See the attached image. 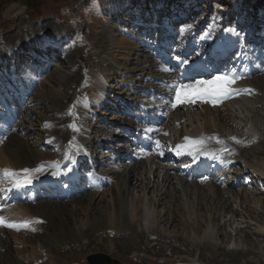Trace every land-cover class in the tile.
Segmentation results:
<instances>
[{
  "label": "rangeland",
  "instance_id": "rangeland-1",
  "mask_svg": "<svg viewBox=\"0 0 264 264\" xmlns=\"http://www.w3.org/2000/svg\"><path fill=\"white\" fill-rule=\"evenodd\" d=\"M4 1L6 3L7 0H0V3ZM40 1L43 3L38 4V6L32 12L31 17L33 18V20L31 21V25H30L31 32L25 20L20 19L21 17L27 18L24 14L20 12L22 8L17 7L15 13H12L7 10L6 12H4L3 10L0 11V48L3 49L11 46L13 47L17 43L16 39L19 38V40L22 41L25 39V37L27 39V34L33 36L31 35L32 32L34 31L40 32L41 30L47 32L51 30L50 33L56 35L57 37L62 36V38L64 39H66L67 35H70V37L76 36L75 40L77 41H75V43L73 42L67 45L73 48V50L69 49L67 51V54H63L62 57L63 59L59 57L61 53H59L58 55L54 54V52H56L57 50L58 51L62 50L60 47H58L59 45L58 42L60 41L59 39H57L56 42L49 41L45 43H42L41 41H37V42L34 41L33 47L36 50L43 52L46 51L50 52L54 55L55 60L56 58L58 59L55 62L56 64L55 63L52 64L54 68L51 67L49 69L50 72H48L49 71L48 70L47 71L48 73L37 76V81L35 85V87H37V90L35 91V93L33 94L31 93L29 96V99L35 102V104L31 103L29 107L35 109V111H37L36 114L31 115L24 112L23 117H25L26 121L21 122L24 129L21 132H19V130L17 132H14V129H12L11 130L12 133H15L16 136H14L13 138H8L9 141H7L3 146L2 145L0 146V149L8 148L9 150L12 151L14 150L18 156H22L23 154L22 151H24L25 146H27L25 145L26 141L27 142L29 141V143H31L32 146L34 145L36 150L41 151L43 149H46L45 148L46 146L43 147L45 145L43 144L45 140L40 135L42 123L45 122L43 117L46 114L49 115L52 108L59 109L60 111L64 110L63 108L60 109V104L58 103V99L62 97L61 96L62 92H64L62 86L63 84L62 85L56 84V82L51 80V78L53 77L52 74L56 70L55 68L57 66L65 67V69L63 68L65 71H71L73 67H70L71 69H68L66 67L65 62H68V58H65L66 56L68 57L70 56L69 60L71 62L73 61L74 64L76 63L78 67H80L82 65V62L78 59V56L82 55L85 58V63L87 64V70L84 72V74L85 76L91 77L92 74H97L99 72V70H96L95 66L100 67V63H99L100 55L99 52L96 51L98 49L102 50V52L105 51V44H106L107 45L106 48H109L112 54L114 53L112 51H115V55L114 54L113 55L120 60L119 61L120 66L122 65L120 67V69L122 68L121 73L126 74L125 72L127 71L125 65L129 67H133L135 66L134 64L137 62L136 55L132 54L133 55L132 59L134 64L131 63L130 59L128 60L126 58L130 55L129 49L132 52H133L132 48L143 49L140 46L141 42L140 45L137 42V37L138 40L141 37L142 40H144L143 34H140L139 32L136 33L134 32L132 36L133 32H131V36H127V35L124 36L126 31L129 29L133 30V27L130 26L129 24L128 25L122 24V28H120V31H118L117 27L118 25H120V22L117 20L121 18H118L116 20H111V18H109L108 14L111 13L108 12L109 10L107 8L108 7L110 8L111 6L114 5L113 4L114 2H111V0H40ZM141 1L143 4L145 1L148 0H141ZM206 1L207 0H201L200 3L196 5L198 6V8H201V4L207 5V8L210 9L212 7L211 12H206L204 11L206 9H203V12L201 13L203 15H201V17H204L206 13L208 14L204 18L214 15L215 13L222 14L221 11L218 12L219 7L217 3L221 5V9L224 12L227 10L226 6L228 5V3H230V0L228 1L212 0L211 2L212 3L214 2L215 6L212 4L209 7L208 6L209 1L207 2V4ZM238 1L241 2L243 0H238ZM123 2H125V0H123ZM138 2L133 1V3H138ZM149 2L150 1H148L147 3ZM178 3L180 5L183 3V1L180 0ZM154 6L158 8L161 7V5L158 6V2H157L154 4L152 3V6L150 7L148 6V8L149 9L155 8ZM145 7H146L145 4H143L141 6V9ZM139 8L140 7L138 6V10ZM237 11L239 10H236V12ZM77 12H79V15ZM17 13L20 15L19 17L15 16ZM154 13H158V12L154 11ZM135 14H138L137 11L136 13H134V15ZM56 15L60 17L59 20L54 19L55 18L54 16ZM125 15H123V17ZM193 15H195V13L191 14V17ZM82 16L85 18V23L82 20L83 18L82 19L80 18ZM195 17L196 15L193 16L192 18ZM225 17H230V13H226ZM123 21L125 22V20ZM238 22L239 21L236 22L233 21L232 23L228 22V27L229 26L236 27ZM262 25H264V23ZM84 26H86L85 29L86 32L89 34L88 37L89 39L85 38L83 40L85 41V46L87 45L89 46L84 48H79L77 45L80 44L77 42H80L81 40L78 39L77 30L75 29L78 28V32H79L80 30H83ZM134 26H136V29H138L139 27L143 26V23L139 22V25H134ZM39 35L40 34H36L35 36L39 38ZM121 36H123L124 38L122 39ZM103 38L105 39V41L103 40ZM118 43H121L122 46L120 47ZM113 45H116V47H114V50H112ZM40 48L47 50H42ZM139 52L140 54H142L146 51L144 52L139 51ZM118 55H122L123 57H118ZM140 59H144V57L140 56ZM33 62H35V60ZM155 62H157L155 59L151 61V63H155ZM61 64H63V66H61ZM91 67H94L95 70H92ZM82 76L85 77L80 72L78 79L80 78V80H82L83 79ZM60 78H62V75L60 76ZM78 79L75 80V84L73 85L71 90H74L76 88L75 86L79 85L77 81ZM126 79L127 78H119L118 80L119 82L117 83H121L123 80L124 82H128L125 81ZM248 79L251 80V76L248 77ZM133 83H138V82H133ZM251 84L257 85L255 82H251ZM117 86L118 89L117 91L115 90V93L113 92L111 93L109 91L104 92L102 95L103 98L101 99L102 101L99 103L100 105L93 106L91 109L98 112V115L95 116H96V120L100 121L102 116L99 115V113L103 112L105 108H110L111 109L110 111L105 110L103 112V116L107 120L106 122L99 123V121H97V123H95L96 126L92 127L93 128L92 132L89 134L88 133L85 134L86 132L80 129V127L79 129L77 128V131L76 129L74 131H70L71 134L74 136L75 141H78L80 145L81 144L83 145V143L87 141H92V143L96 146L94 142L95 138H97L98 142L101 141V138H98V135L102 133L101 131H105L103 130V128H107V131L111 130V133H114L115 130L116 131L119 130L121 124L118 123H122L121 118L123 117V115L117 110L112 111V109L113 108L116 109L117 107L120 106L119 103L114 102V98L116 97L115 94L119 92L118 90L125 91V89H121L122 87L121 84L120 86L119 85ZM72 92H76V91H72ZM86 98L88 101L91 100V102L94 101L97 103L95 96H93L91 92L86 95ZM68 103L69 102H67V104ZM226 107L228 108L227 117L228 120L230 121H226L225 125H223V127L220 128L221 129L220 131L222 133L221 134L219 132V135H221L220 137L224 139V137L227 136L228 134L229 136H233V138L235 139L227 138L225 139V141L230 145L232 144L234 147H236L237 151H241V149H244L245 151L242 155L247 157L246 158L247 160L249 161L253 160L259 162L260 160L264 159L263 158L264 157L263 104L256 103L255 100H249L246 97H239V98L237 97L236 99L232 100V102H228ZM216 109L217 108H215L214 110L209 109L210 111L204 109V113L202 110H198L197 113L194 115V121H192L191 123L189 122V124H187L188 123L187 122L186 126L191 125L192 127H201V125L203 126L205 119H208L211 130H216L217 114H218ZM82 111L83 110H79L78 112L81 113L78 116L80 119H81ZM110 112L112 113L111 115H109ZM104 113H106V115H104ZM201 113H203V115ZM20 116L21 115L19 114L18 119L20 118ZM197 119L199 120V122L197 121ZM41 121L42 123H40ZM74 121L76 122V119H74ZM188 127L186 132H191L190 131L191 128ZM16 128H18V126ZM27 128L29 129L31 128V129L28 130ZM253 132H256L254 134H256L257 137L250 139V136ZM177 136L178 135H174V137ZM75 141L73 142L76 147L77 144ZM104 143L110 144L108 140H105ZM12 144L16 145L17 147L19 146L20 150H17L15 147H11ZM98 148L100 147H96V149ZM2 151L3 150H0V155L2 154ZM143 161H144L142 162L143 165H138L140 162L139 160L137 163H135L136 166L134 167H136L137 169L135 168L133 169V166L131 169L127 165H125V169L122 168L121 169L122 171L119 174L113 175L110 168H112V166L115 165H112V163L110 161H107V159H103L104 164L100 166V172L105 177V179L106 178L110 179L111 183L106 184L104 186L105 190L103 192L102 189L97 190L98 191L97 196L94 199V201L96 202V204L102 205L103 204L102 201L105 200L109 204L108 206L111 207L109 192H111L112 187L114 186L117 187L118 181H120L121 183L123 181L128 182L129 169L133 170L135 173V177L139 180L137 181V184L135 183L134 187L132 186L131 192L128 194L127 200H124V209H127L128 213L131 215L136 214L134 207H137L138 211L141 207L143 209H146L147 211H149V215H151L154 211L153 215H156L159 223H161L160 226L158 225L156 226L158 228L156 229V231L161 233L158 234L156 232L157 234L154 233L156 235L154 236L150 235V232H152L153 230V226L151 225V223L155 222V219L152 220L153 215L150 216L149 219L150 223L148 224L149 227L146 230V233L149 232L148 237H144L145 232L135 227L137 234L140 235L142 233L140 235V238L144 239V243L147 244V246L141 245V243L138 246H136L135 243H133L134 240L138 239V238L134 239L136 236L135 232H133L134 234L132 235V238H129L130 244H124L126 242H123V235L120 234V232H118L120 230V227H116V228H109V230H107L106 232L104 230H99L98 232H95L94 237L92 236L93 239L92 237H90L79 242L78 240L72 238L76 241V243L70 242L69 244L67 243L66 246H61L58 243H52L50 246L52 252L46 253L45 251H43L41 252L42 253L41 257H35L41 254L39 253V249L38 248L36 249V245L38 244L37 243L38 241L37 240L34 241L33 239V243H31L29 239H27L31 235V231L29 229L31 227L30 226L31 222L27 220L26 222H28V226L30 227L27 226L24 228L23 227L15 228V227L7 226L6 227L7 229L4 228L8 230L11 234V235L8 234V236L10 237V240L12 242V250H14V256L22 262L33 261L32 257L33 258L35 257V259L36 258L38 259L39 264H47V263L48 264H86L87 263L86 256L95 253L108 254L112 258H115L120 262H122V264H264V204L262 203L264 194L262 192H259L256 185L254 187L249 185L248 181L251 179L253 173H252V169L247 168L248 165L245 162H244L245 164H243V162L232 163L231 168H228V172L225 174H221L218 177L219 182L225 183L224 185L226 190L231 192L234 200H232L233 202L232 201L230 202L231 205L230 209H222L216 215L215 217L216 219H213V222L216 225L215 237H217L218 239L217 238L216 239L219 240L217 241L218 248H215L204 245L203 240H201L205 230L207 229V226L210 224L209 221H211L208 212H205V214H203L204 222L202 223V225L197 223L199 217L195 214H191L192 216L188 215L189 218L192 219L191 220L192 224L186 223L185 225L184 222H182L183 213H180L179 212L180 209H178L179 206L181 207V205L184 204L186 205V207L189 204L190 208L192 209L198 206L196 204L198 201L197 195H195V191H194L197 188L196 186L191 187L189 185H191L194 181L196 182V180H200V179H196V180L193 179L189 181L187 179H182L184 181H187V185L183 188L182 190L183 193L177 192L178 190H175L177 187H175L174 185L169 186V184L166 183V181H162V176H161L162 169L155 170L154 169L155 165H153V162H151L150 158L147 157V159L145 158L143 159ZM141 169H142V175L140 174ZM240 174L242 178L239 179ZM155 180L156 182L154 183L153 181ZM4 181L5 180L2 179V176H0V182L4 184ZM120 182L119 185L121 184ZM157 183H159L158 190L159 191L161 190V192H159L156 187L152 188V186L154 184L156 185ZM207 184L209 185V182H207ZM246 189L249 191L247 192L250 194L251 197V201L249 204L256 208L257 210L256 212H250L247 209H244L241 205L242 194ZM170 190H173V192L169 193ZM163 192H167L166 200L160 202L158 200V197ZM175 193H177V198L179 199L182 196V194L183 195L185 194L186 201L180 199L178 200V202H174V198L172 197V195ZM87 198H82L84 204H87V202L89 201L87 200ZM1 199H3V197L0 196V200ZM47 200L48 199H45L44 201L48 202ZM222 200L223 198L221 199V202ZM44 201L37 202L36 204H34L35 205L34 207H38V205L42 203L45 204ZM60 203L61 204L59 205H53L54 208L52 207L53 213L51 214V217L50 218L47 217V220H44L45 221L44 224L47 227L46 231L53 232V230L58 231L60 229L68 228L69 224L72 222V217L68 214L66 210L70 204L74 203L73 199L70 198V199L61 200ZM6 204L0 203V211L7 213L8 210L11 209L12 212L16 211L17 209L23 210L22 208L23 206L21 207V205L23 204H8V205ZM216 206L220 207V204L217 202ZM200 207L203 208L202 206ZM244 207L246 206L244 205ZM182 208L184 209L185 207L182 206ZM201 212H204V209L203 210L201 209ZM158 215L160 218L158 217ZM79 218H83V215L80 214ZM16 220H20L19 222L21 221L23 222V220L25 219L17 218ZM31 221H35V220L32 219ZM48 221L50 223H48ZM123 224H125V222L122 223V225ZM125 228H127V226ZM165 229L168 230L172 234L171 236L173 237H170L167 240L164 239V237H159L164 234L162 232H164ZM127 232L129 233L130 231ZM183 233L191 236L193 235V237L196 239V241L194 239L195 241L194 245L196 247H192L190 249L189 246L185 244H181L184 242V239L181 238L182 237L181 235ZM46 234H48V232H44L42 230L40 237H45L47 236ZM52 237L56 239V236L54 234ZM223 240L225 242H228L225 244V246L223 245ZM157 245H159L160 248H158ZM38 246L40 245H37V247ZM221 247L226 249H223ZM170 249H173V251ZM241 250H245L246 251L245 254H240L239 257L235 256L234 254L231 255V252H237ZM0 251H4V250H0Z\"/></svg>",
  "mask_w": 264,
  "mask_h": 264
},
{
  "label": "bare ground",
  "instance_id": "bare-ground-1",
  "mask_svg": "<svg viewBox=\"0 0 264 264\" xmlns=\"http://www.w3.org/2000/svg\"><path fill=\"white\" fill-rule=\"evenodd\" d=\"M126 1H128V2H126ZM133 1L138 2L139 0H125V2H123V0H111V2H114L113 8L108 7L107 9L109 10V12L112 10V18L113 19L121 18V19L125 20V22L132 23L133 25H139V22L143 23V26L139 27L138 30H136V32H139L140 34H143L144 36H146L144 38V40H142V37L138 40V37H137V42L139 45L141 42L140 46L143 49L132 48L133 52L129 49L130 55L129 54H128L129 56L126 55V56H128L126 58L128 60L130 59L131 63L134 64L132 56L136 55V57H137L136 63L137 64L135 63L134 64L135 66H133V67H129V66L125 65L126 71H127V72H125L126 74L121 73L122 68L120 69V67L122 65L120 66V62H119L120 60L114 56L115 51H112V52H114L113 53L114 55H113L110 52V49L106 48L107 47L106 44H105V51L102 52V50H100V49H98L96 51V52H99V55H100V60H99L100 67H99V73L96 76L97 78L94 79V82L92 84L93 87L91 89V92L93 93V96H95V98H96L97 105H100L99 103L102 101L101 99L103 98L102 97L103 94L100 92L102 90V88L100 89V86L106 87V85L108 86V84H110L111 82H114V80L115 81L117 80V82H119L118 79L123 77V76L127 77V80L129 82L128 83L129 86H127V87H130V88L133 86L132 82H138V81L142 82L141 88H146V89H149L150 86L158 87V88H160L161 85L163 86L162 83L159 84V82L156 81L157 79L160 80V82H163L164 80H168V82L172 81L170 83H176V79L175 78H174V80L172 79L173 77H172V73H171L169 66H165L161 63V61L163 60L162 56L164 55V53L160 54L161 57H158V55L155 56L153 51H152V46H150L152 39H154V34L156 32L159 35V43L158 44L160 46L164 45L166 48H169V50L171 49V52H168L167 50L164 49V51L166 52L165 53L166 56H169V55L178 56V54L182 51L183 47H188L187 50H189L191 52H196L197 49L202 50L203 46L208 47V49H210L209 46L210 45L214 46L216 42H217L216 45H218V46H215V48L220 47V49H223L225 47V50H224L225 53L227 55H232L238 49V44L240 43V38H241L242 32H246L247 27L250 26L251 32H249V34H248L249 35V37L247 39L248 44H245V47H248V48L247 49L242 48L240 58H238L237 62L233 65V67L235 68L238 65L239 60L242 59L244 54H245V56L247 54L248 55L251 54L253 57L256 56V58L259 56L258 60L262 61V64H261V66L260 65L258 66L259 70L253 71L252 75L257 74L258 72H259V74L252 78V82H255L257 85H251V86H253L251 88V90L256 89V92L252 93L253 94L252 96L257 95V97L254 98L253 100H255L256 103L263 104V106H264V41L263 40H257L254 42V44L250 42V41H253V36L251 34L255 30H259V33L261 34V39L264 38L263 37L264 36V25H262L264 23V4H261L260 8H262V10H260V9H256L257 7L247 9V7L244 3L239 4L235 0H230V3L227 2L228 5L226 6L227 7L226 11H232V13H233L231 16V20H233L237 17L241 19V23H240V26L238 28L240 30V35L226 34L225 37L223 38V40H220L219 39L220 35H218V33L220 31H221V34L223 33V29H224L223 24H225L224 23L225 21H223L221 13H215L214 15H211V16H208L207 18L201 19V21L199 23H196V21H193L192 26H190V28L185 27L181 24L183 21H187L189 19L188 18L189 14L180 13V12H183V11H185V9H188V8H189V10L194 8L198 3H200L201 0H186V1L184 0V3L182 5L175 7V9L172 10L171 12L169 11V7H168V5L171 3V0H164V4L161 5V7H160V9H162V10H161V12L159 11V13H154V10H153V12H151V10L148 8L149 5L148 6L145 5L146 7L141 9L140 13L132 15V14L136 13V11H134L136 3H133ZM159 1L160 0H152V3L154 4V3H157ZM172 2H173V0H172ZM222 5H224V4H222ZM196 7H198V6H196ZM235 8H236V10H238V8H241V10H239L237 13ZM203 9H206V10H204L206 12H211L212 7L210 9V8H207V5L201 4V8L198 9L197 14L200 15L203 12ZM147 11H149L150 13H147ZM169 13L172 16H175L176 18L174 20L171 19V17L168 16ZM125 14L129 15V16H127L126 18L123 17V15H125ZM215 16H219L222 19L219 22H214ZM144 18L149 20V23H148L149 25L146 26V23L143 20ZM248 18H250L249 21H248ZM140 25H142V24H140ZM196 27H197V32L194 35L193 31H196L194 29ZM177 29L179 30V32L176 33V31H178ZM190 29H192V30L190 31ZM50 31H48V32H50ZM174 32H175V35H174ZM179 33H180V37H179ZM198 33H201L200 35H203V39L200 40V42H198L199 44L194 43L192 41L193 35L196 36ZM205 34L207 35V38L205 37ZM164 35L165 36L169 35V37H171V38H173V36H174V39L173 40L170 38L166 39V37ZM121 37H122V39L124 38L123 36H121ZM103 40L105 41L104 38H103ZM32 45L34 46V44H32ZM118 45L120 47L122 46L121 43H118ZM172 45H174V46L172 47ZM240 46H241V44H240ZM114 47H116V45L112 46V50H114ZM178 48H179V50H178ZM40 49L47 50V49H43V48H40ZM117 49H120V48H117ZM123 49H125V48H123ZM134 49H136V50H134ZM26 50H28V47H27V49L24 48V50H21L18 53L21 54L22 52H24ZM139 51H143V52L146 51V52H144L145 54L144 53L140 54ZM29 52L31 53V58H36V57L38 58V55H37L38 53L35 50H31ZM61 52H62V50H59V51L57 50L56 52H54V54L58 55ZM101 54H103V55H101ZM140 56L144 57V59H140ZM8 57H10V56H8ZM69 57L68 56L65 57V58H68V62H65L66 67L68 69H71L70 67H73L71 69L73 72L72 71H65L64 70L65 67H58V68L56 67L55 68L56 70L52 74L53 77L51 78V80L55 81L56 84H60V85L63 84L62 86H63L64 92H62V95H61L62 97L58 99V103L60 104V109L63 108L66 110V108H67V111H66L67 114L61 113L63 110L60 111L59 109L52 108L49 115L46 114L43 117L45 122L42 123V128L40 130V132H41L40 135L45 140L43 142V144H45V146L50 147V148L57 146L58 145L57 142H59L61 140H66L68 138V135H69L68 126L70 124L71 114L69 113L68 109L71 108L73 106V104L72 103L67 104V102L70 101L71 94L73 93L72 92L73 90H71V88L75 84V80L78 79L80 72H81V69H78L77 64H74L73 61L71 62L69 60ZM118 57H123V56L118 55ZM10 58H9V60H10ZM199 58H201V57H199ZM11 59H12V61L15 60L17 62V61H19L20 58H17V56L15 55V56H12ZM57 59L58 58H56V60ZM153 59H155L157 62L151 63V61ZM7 60H8L7 56H4L3 60L2 61L0 60V64L2 65L3 62H4V64L8 63ZM197 61L199 62L200 60H197ZM68 64H70V65H68ZM221 65H224V61H222ZM61 66H63V64H61ZM52 67H53V65H52ZM61 75H62V78H60ZM77 81H78V84L80 85V87H79V90L76 92H82L84 90V88L87 87L88 82L84 78L82 80H80V78H79ZM149 82H153V83H149ZM121 83L125 84L124 80ZM111 87H113L112 84H111ZM114 88H115V86H114ZM122 88H123V86H122ZM134 91L139 92L135 88H134ZM261 93H262V95L260 96ZM98 94H100V96ZM19 103L22 104L21 111H23L26 108L25 111H27L29 114H31V115L36 114L37 111H35V109H31V108L26 107L27 101L24 104L21 101ZM210 103L211 102H207V104H210ZM179 106L185 107L184 103H179ZM206 106H208V105H206ZM226 106H227V103H224L223 105H221L220 108H217L218 114H217V128H216V130H211L208 119H205L204 124L202 126L203 131H204V135L196 136V135L191 134V135L186 136V138L191 139V141L194 140L195 137L198 138L201 145L197 146L196 151L206 152L207 154L212 155L214 158L217 157L218 159H221L223 157L221 154V151H220L221 150L220 146L223 145V142L218 141L215 138L219 137V132L221 133L220 128H222L223 125H225V122L230 121V120H228V117H227V112H228L227 109L228 108ZM88 108H91V106L88 103H86V109H88ZM204 108L206 110H209L208 107H204ZM84 113H86L85 117H84ZM87 114H88V112H86V111L83 112V117H84L83 121L86 120V122H87V124L84 123L83 131L88 133L93 129L92 128L93 126L94 127L96 126L95 123H97V122H94L95 121L94 119H92L93 122H92V120H90L91 122H88L87 117H89L90 115H87ZM17 119H18V117H17ZM185 123H187V122H185ZM9 128H10L9 130L5 129V131L2 134H0V138H1L0 142L2 140L6 139L5 140V143H6L7 141H9L8 138H13L14 136H16L15 133H12V131H11L12 129H14V123L12 125H10ZM20 129H21L20 126H18L17 131L19 130V132H21L23 130V129H21V130ZM191 133H194V132L191 131ZM227 133H229V132H227ZM10 142H11V140H10ZM194 142H195V144L198 143L197 140H194ZM25 145H27V146H25V150L22 151V153H23L22 156H18L14 150L12 151V150H9L8 148L7 149L6 148L0 149V150H3L2 154L0 155L1 173H3L4 175L7 176V179L10 180V183L13 180H15L16 175L18 176L19 174L24 173L22 170L25 168L30 170L27 173L28 176L35 177L37 175L36 172L35 171L31 172V170L34 167L36 168L38 166V164L43 163L44 159H47L51 156H55V153L53 151L49 150L47 147H45L46 149L39 151V150H36L34 145L32 146V144L29 143V141L28 142L26 141ZM88 147L90 148V150H93V148H94L93 143H88ZM241 147H242V145H241ZM55 150H56L55 152H58L59 149L56 148ZM244 151H245L244 149H241V151L234 150L232 152L235 156V159L237 158V160H238L237 163L238 162H243V164L246 163L248 165L247 168L252 169L253 173L264 175V159L260 160L259 162L250 160L251 161L250 162L249 160L246 159L247 157L242 155L244 153ZM67 155H71L70 150H67L66 154H64V155L62 154V156H64V157H66ZM60 164H61V162H59L56 166L53 167L55 172H60L61 170L64 169L63 165H60ZM134 165H133V169L134 168L137 169L136 167H134ZM131 169H132V167H131ZM158 170H160V169H158ZM121 171L122 170L120 168H117L116 166H113V168H112V173H114L116 175L119 174ZM176 171L177 170L174 168V166L168 165L167 169L165 168L162 170V174H161L162 181H166V183H168L169 186L174 185L175 187H177L176 189L174 188L175 190H178L177 192L183 193L182 190L187 185V181H184V180H182V178L174 176L173 172H176ZM44 175L47 177L52 176L50 173H45ZM124 176H127V175H124ZM128 177H129L128 182L123 181L121 183L120 181H118L117 187L116 186L112 187L111 192H109L111 207L108 206L109 204L105 200L102 201L103 202L102 205L96 204L94 199L96 198L97 193H95V191L92 192V189H90V188L87 189L86 192H82L81 196H79V197H77V194L76 195L72 194L71 197H74V199H73L74 203L70 204L66 210L68 212V214L72 217V222L69 224L68 228L60 229L58 231H54V230H53V232L46 231L47 227L44 224L45 223L44 220H47V217H49V218L51 217V214L53 213V208H54L53 205H59V204H61L60 203L61 201L60 202H54L52 204L44 202L45 204L42 203V204H39L38 207H34L35 206L34 202L33 201L31 202V200L29 199V200H27V201H29V203H23V205H21V207L23 206L22 207L23 210L17 209L16 211L12 212V215H11L12 217H7V214H4L3 212L0 211V217L3 218V223H0V250H4V251H0V253H1L0 254V264H34L35 262L38 261V259L36 258V260H33V261L22 262L14 256V250H12V242L10 240V237L8 236V234H10V232L7 230L3 231V228H6L4 226H6L7 224H11L12 222L14 224H17V222L15 221L17 218L25 219V220H23L24 223H21V226H23V227H26V225H28V222H26L27 220H29L31 222V225H30L31 227L28 226V227H30L29 229L31 231V235L27 239H29V241L31 243H33V239H34V241L37 240L38 241L37 245H40L38 247L36 245V249L37 248L39 249V253L41 255L35 256V257H41L42 256L41 252H43V251H45L46 253L52 252L51 247H50L52 243H58L61 246H66L67 243L69 244L70 242L76 243V241L74 239L81 242L86 238H90L92 236L94 237L95 232H98L99 230L107 231V230H109V228H116V227H120V230L118 232H120V234L123 235V242H126L124 244H130L129 238H132V235L134 234L133 232H135L136 236L134 239H136V238H138V239L134 240L133 243H135L136 246H138L140 243H141V245L147 246V244L144 243V239L140 238V235L142 233L140 235L137 234L135 229L138 228V229L144 231L145 232L144 237H148L149 232L146 233V230L149 227L148 224L150 223V221H149L150 216L154 214V211L151 215H149V211H147L146 209H143L141 207L138 211V208L134 207L136 214L131 215L128 213L127 209H124V200H127L128 194L131 192L132 186L134 187L135 183L137 184V181L139 180L135 177L134 171L130 170V169L128 172ZM125 180H127V179H125ZM119 182L121 183L120 185H119ZM150 182H151V180H150ZM153 182L155 183L156 180ZM191 182H190V184H191ZM207 182H209V185L207 184ZM158 184L159 183H157L156 185L154 184L152 186V188L156 187L158 190V188H159ZM224 184H225L224 182L220 183V184H218L216 182V184H214V182L207 181L206 179L205 180H196V182L194 181L189 186H191V187L196 186V188H197L194 191H195V195H197L198 201L196 204L198 206L194 207V209H192V208H190L189 204L187 205V207L184 204V205H181V207L179 206V208H178V209H180L179 212L183 213L182 222H184L185 225H186V223L187 224L191 223L192 219L189 218V216H192L191 214L197 215L199 217L198 220L196 219L197 223L202 225V223L204 222V218H203L204 215L203 214H205V212H208V215L210 216L209 218L211 221H209L210 224L207 226V229L205 230L204 235H203L201 240H203L204 245L215 247V248H218L217 247L218 246L217 241H219V240H217L218 238L215 237L216 225L213 222V219H216L215 218L216 215L222 209H230L231 208L230 202L232 200H234L231 192L226 190ZM247 191L248 190L246 189L242 194L241 205L244 209H247L250 212H256L257 211L256 208L249 204L251 201V197H250V194L248 193L249 191L248 192ZM159 192H161V190ZM171 192H173V190L169 191V193H171ZM166 195H167V192H163L161 195H159L158 200L160 202H163L164 200H166ZM172 197L174 198V202H178V200H180V199H182L183 201L184 200L186 201L185 194L184 195L182 194L180 199L177 198V193L173 194ZM82 198H87V200H89L87 202V204L83 203ZM222 198H223V200L221 202ZM217 202L220 204V207L216 206ZM262 203L264 204V198L262 200ZM244 205L246 207H244ZM182 206L185 208L183 209ZM200 206H202L203 208H201ZM18 208H20V207H18ZM201 209L202 210L204 209V212H201ZM80 214L83 215V218H79ZM138 215H139V217H138ZM158 217H159V215H158ZM32 219H34L35 221H31ZM154 219H155V222L151 223V225L153 226V230H152V232H150V235H153V236L156 235L157 233L158 234L161 233V232L156 231V229H158L156 226L157 225L160 226L161 223H159L156 215L152 216V220H154ZM17 221H19V220H17ZM124 222H125V224L122 225V223H124ZM48 223H50V222L48 221ZM37 224H39V225H37ZM126 226H127V228H125ZM145 227H146V229H145ZM42 230L44 232H48V234H46L47 236L40 237ZM113 230H116V229H113ZM127 231H130V232L128 233ZM154 233H156V234H154ZM162 233H164V234L159 236V237H164V239H166V240L169 239L170 237H173V236H171L172 234L166 229ZM53 234L56 236V239H54L52 237ZM127 236H129V237H127ZM181 236L180 237L184 239V242L181 244H185V245L189 246L190 249L192 247H196L194 245V242L196 241V239L193 237V235L191 236V235H187V234L183 233ZM93 237H92V239H93ZM72 238H74V239H72ZM194 239H195V241H194ZM226 243H228V242H225L223 240L224 246ZM157 247L160 248L159 245H157ZM221 248H223V247H221ZM223 249H226V248H223ZM170 250L173 251V249H170ZM245 252H246L245 250H241V251H237V252H231V255L234 254L235 256L239 257L240 254H245Z\"/></svg>",
  "mask_w": 264,
  "mask_h": 264
},
{
  "label": "snow or ice",
  "instance_id": "snow-or-ice-1",
  "mask_svg": "<svg viewBox=\"0 0 264 264\" xmlns=\"http://www.w3.org/2000/svg\"><path fill=\"white\" fill-rule=\"evenodd\" d=\"M222 18L219 16H215L214 17V22H219ZM223 31L226 34H235V35H240L239 31L237 30V28L233 27V26H229V27H225L223 29ZM240 53H237V56H239ZM173 59H175L177 61V63L181 66L186 65L189 63L188 60L184 59L183 57L180 56H174ZM183 78V77H182ZM239 77H236L235 79H238ZM235 79H229V77L227 76V74H220V75H216L213 77V79L211 81H199V83L203 86L200 89H198V92L200 95L203 96H208L213 98V102H219L222 99L225 98H229L232 95H238L239 94V90L237 89H233V88H229L227 87V85L229 83H235ZM176 101L178 103H183L184 100L181 98L180 92L177 91L176 97H175ZM194 102V101H193ZM173 107H175V105H173ZM145 131L147 132H151L153 131V129H146ZM187 139V138H186ZM235 139V138H233ZM155 144L157 146L160 145V141H155ZM179 147V146H178ZM160 155H163V152L159 153ZM177 155H180L179 152L176 153ZM24 173H28L30 170L25 168L22 170ZM36 173H41L42 172V167H37L34 170ZM72 171V165H68L66 168V171L64 172H52L51 175L52 176H59V175H67L69 172ZM35 179H39V175L30 178V179H26L24 184H16L15 185V189L16 190H20L23 189L27 186H30L34 183ZM206 179V177H205ZM9 193H11L12 189H8L7 190ZM10 199V196H5L3 202H7ZM0 223H3V218L0 217ZM6 226L8 227H17L15 224H7Z\"/></svg>",
  "mask_w": 264,
  "mask_h": 264
},
{
  "label": "water",
  "instance_id": "water-1",
  "mask_svg": "<svg viewBox=\"0 0 264 264\" xmlns=\"http://www.w3.org/2000/svg\"><path fill=\"white\" fill-rule=\"evenodd\" d=\"M111 262L118 263L116 260H112L104 254H94L89 257V264H108Z\"/></svg>",
  "mask_w": 264,
  "mask_h": 264
}]
</instances>
